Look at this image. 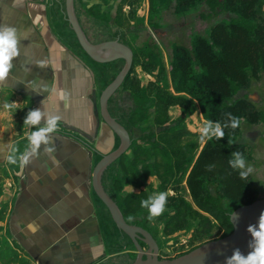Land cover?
<instances>
[{"label": "crops", "instance_id": "1", "mask_svg": "<svg viewBox=\"0 0 264 264\" xmlns=\"http://www.w3.org/2000/svg\"><path fill=\"white\" fill-rule=\"evenodd\" d=\"M66 9L65 0H0V25L15 27L19 37V55L0 82V238L19 250L23 264H117L115 221L93 186L94 168L113 151L115 135L95 113L100 68L83 56ZM89 22L94 35L102 26ZM86 36L95 45L114 41ZM35 109L59 114L94 139L59 125L49 134L55 152L46 154L43 143L33 152L27 137L46 122L24 126ZM14 148L27 164L8 162Z\"/></svg>", "mask_w": 264, "mask_h": 264}, {"label": "trees", "instance_id": "2", "mask_svg": "<svg viewBox=\"0 0 264 264\" xmlns=\"http://www.w3.org/2000/svg\"><path fill=\"white\" fill-rule=\"evenodd\" d=\"M172 1L149 0L147 19L138 13V0L119 1L113 18L107 12H104L106 15L98 12L95 16L121 28H130L132 32L144 23L157 29L156 18L170 7ZM176 1L179 8L192 9L205 3L210 14H215V9L219 8L233 15L213 23L205 34L194 35L190 47L177 45L170 71L156 43L138 46L124 41L132 48L134 62L142 60L143 68L153 75V79L146 82L139 76L134 77L128 86L135 104L129 120L134 127L142 125L140 131L143 133L150 130L147 140L140 138L131 142L134 156L129 158L128 164H137V170L132 169L146 178L156 176L161 187L170 182L171 188L179 193L184 191L181 182L186 179L188 195L180 193L179 200L170 194L167 196L170 209H174L168 211V215L174 217L175 224L171 219L165 221L166 232L171 225H175V229L181 226L190 229L195 224L196 232L207 234L211 225L221 222L219 225L225 227L224 235H227L233 230L230 213L255 200L249 176L241 178L240 170L233 169L228 163L232 152L242 151L243 145L237 142L240 127L224 128L225 137L220 140L206 138L200 149L198 133L189 129L183 116L186 111L193 113L196 104L206 121L222 125L227 122V113L241 118L245 115V99L232 101V96L246 85L249 77L259 78L264 74V0ZM126 5L130 8L127 13L124 11ZM175 106L181 108V113L180 121L173 124L175 118L170 108ZM126 153L119 158L122 165H127ZM138 154L146 160L139 163ZM117 199L129 223L149 230L143 223L129 221L123 198ZM15 256L8 243L1 240L0 259L11 264L16 261Z\"/></svg>", "mask_w": 264, "mask_h": 264}, {"label": "rangeland", "instance_id": "3", "mask_svg": "<svg viewBox=\"0 0 264 264\" xmlns=\"http://www.w3.org/2000/svg\"><path fill=\"white\" fill-rule=\"evenodd\" d=\"M66 1V0H65ZM121 0H74V11L76 18L83 29L84 32L91 39L98 41L105 40L106 38H112L114 41L120 43L127 42L129 45L136 44L142 46L146 43H156L158 49H160L161 56L163 58L164 64L168 71L171 70L170 63L174 58L175 48L177 45H184L190 47L191 40L196 34H205L207 28H209L213 23L225 18H229L233 15L230 11L215 9V14H210V9L206 4H200L192 9L179 8L177 1L173 0L170 7L161 12L156 20L159 23L157 29L152 28L148 23L140 25L138 28L134 29L133 32L130 28H121L113 22H106L104 20L98 19L95 15H103L104 12L111 15L113 18L115 14V7ZM138 13L139 15L147 16L149 14V0H138ZM129 6H125V13L129 11ZM93 10V11H92ZM117 10V8H116ZM92 12V13H91ZM106 15V13L104 14ZM67 24L72 27L69 22L67 9H66ZM92 20L95 25L102 26L97 27V33L92 35L93 28L91 22L87 23V20ZM83 24V26H82ZM93 25V24H92ZM94 25V26H95ZM108 25V27H106ZM96 27V26H95ZM99 28V29H98ZM109 29V31H108ZM72 33L76 34L73 27ZM129 46L128 44L124 43ZM130 47V46H129ZM131 48V47H130ZM132 49V48H131ZM83 56L89 61H94L100 68V91L102 92L120 73L125 65V59L119 58L110 62H98L94 60L85 50H81ZM142 60L135 61L134 66L128 81L122 84L115 93L110 97V114L120 122L129 132L131 142L136 141V139L143 138L147 140L149 138L150 130L146 132H141V126L134 127L132 121L129 120V115L131 111L135 108L133 98L129 92V83L132 78L139 76L143 82L149 79H153V75L145 70L141 64ZM246 85L239 88V90L232 96V101L240 98H244L247 104V111L245 115L242 116L240 132L237 138V142L243 145L241 152L246 158V168L251 167L252 171L249 176V186L255 191L254 198L260 199L264 198V74L257 77H249ZM255 96V99H252ZM109 104V102H108ZM170 112L174 116L175 120L173 124H176L178 116L181 113V108L178 106L171 107ZM113 111V114L111 113ZM184 122L188 124L189 129L192 132L198 133V140L201 142L200 149L203 146L205 138H201L202 133L200 131L206 119L204 118L203 112L200 107L196 104L194 112L190 114L189 111L184 113ZM115 135V144L113 149H116L121 144V138L112 129ZM194 138V137H191ZM190 140V139H189ZM127 150L125 159L127 160V165L119 161V158L110 163L103 172L104 187L106 192L118 202L117 197H121L124 200V204L128 209L129 216H133V221L143 223L151 231L154 239L158 245V256L160 259L174 258L185 254L197 246L205 243L209 240L221 238L225 236V227H220L219 223L215 222L211 225V230L207 234L203 232H196L195 224L188 229L187 227H179L175 229V225H171L166 232L164 230L165 221L171 219V223L175 224L174 217L168 215V211H173L170 209L171 204L168 202L165 206V211L158 217L154 218L152 221L148 220L147 209L140 207V202L146 199L149 195L158 192H167L168 194L177 197L179 200L180 193L176 189L171 188L170 182L167 186H160V181L156 176L150 175L146 178L143 174H138L136 172L137 164H128L129 158L133 157L134 148L129 147ZM139 154L137 160L139 163L146 160ZM135 168V169H132ZM139 169V168H138ZM181 187H184V191L181 194L188 195L189 190L187 189L186 179L184 178L181 182ZM101 205L109 211L108 207L100 199ZM118 204V203H117ZM119 206V205H118ZM120 207V206H119ZM122 211V210H121ZM110 212V211H109ZM231 214V213H230ZM193 223H196L194 221ZM116 225V238L118 239L116 250H115V263L117 264H130L135 261L139 253H143V258H145V253L149 249V244L143 240H138V246L134 243L132 238L122 229ZM0 238L3 243H8L12 253L16 254L17 257L16 264H23L22 258L19 256V250L15 248L14 245L10 244V241L3 236ZM206 239V240H205ZM1 241V240H0Z\"/></svg>", "mask_w": 264, "mask_h": 264}, {"label": "water", "instance_id": "4", "mask_svg": "<svg viewBox=\"0 0 264 264\" xmlns=\"http://www.w3.org/2000/svg\"><path fill=\"white\" fill-rule=\"evenodd\" d=\"M67 15L83 49L98 62H110L119 58L125 59V65L113 81L102 91L98 98L96 90H93L92 100L96 114H100L104 121L119 135L121 144L113 151L104 154L93 171V186L103 203L108 207L117 226L125 231L134 241L138 248V240L143 239L149 244L145 253H139L137 259L130 264H225L226 258L233 254L235 249L247 255L251 249L249 242L252 237L247 231L249 225L258 223L261 212H264V198L256 199L250 203L237 207L230 215L233 230L217 239L209 240L191 251L174 258L160 259L158 256V245L152 233L146 228L129 223L116 201L106 192L102 184V174L107 166L122 156L131 145V138L128 130L118 122L109 112L108 101L115 91L125 82L133 68L134 57L132 49L118 41H111L103 44H92L84 30L81 28L74 11V0H66ZM255 99V96H252ZM59 125L78 132L89 140L94 137L82 129L59 122Z\"/></svg>", "mask_w": 264, "mask_h": 264}, {"label": "clouds", "instance_id": "5", "mask_svg": "<svg viewBox=\"0 0 264 264\" xmlns=\"http://www.w3.org/2000/svg\"><path fill=\"white\" fill-rule=\"evenodd\" d=\"M19 37L17 29L13 26L0 25V82L5 81L11 69L13 68V60L19 55L18 48ZM43 67V64L40 65ZM47 90V89H45ZM43 104V101H42ZM14 102L6 104L5 107H13ZM227 122L223 125L220 122L205 121L200 131L202 133L201 138L207 137L208 139L216 138L220 140L225 137L224 128L236 129L240 127L242 118L233 116L231 113H227ZM46 117L45 126L38 127L31 132L27 137L28 144L32 146V151L35 152L40 148L41 144H44V152L46 154H52L55 152V146L51 141L49 134L58 131L59 122L61 117L59 114L52 112H43L41 109L31 110L24 118V126L35 127L41 123L42 118ZM52 146H49V144ZM232 143L231 140L228 141ZM18 149H13V155L8 157L10 164H16L18 161L24 164L29 162L28 157L24 156L22 159L16 153ZM232 159L228 161L229 166L233 169H239L241 178H246L252 171L251 167L246 168V158L239 151L231 153ZM211 167V166H210ZM167 192H158L149 195L146 199L141 200L140 207L147 209L148 220L152 221L154 218L160 216L165 211L167 203ZM133 216H129L128 220L132 221ZM247 231L250 233L252 239L249 242V248L251 251L244 255L239 249H235L233 254L226 258L225 264H264V212H261L258 219V223L255 225H249Z\"/></svg>", "mask_w": 264, "mask_h": 264}]
</instances>
